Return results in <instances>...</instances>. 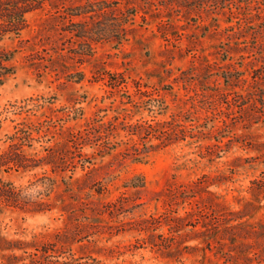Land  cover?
<instances>
[{"label":"rangeland","instance_id":"obj_1","mask_svg":"<svg viewBox=\"0 0 264 264\" xmlns=\"http://www.w3.org/2000/svg\"><path fill=\"white\" fill-rule=\"evenodd\" d=\"M50 2L4 42L0 157L25 128L50 165L0 166V189L44 198L0 206V264H264V0Z\"/></svg>","mask_w":264,"mask_h":264},{"label":"trees","instance_id":"obj_2","mask_svg":"<svg viewBox=\"0 0 264 264\" xmlns=\"http://www.w3.org/2000/svg\"><path fill=\"white\" fill-rule=\"evenodd\" d=\"M47 1H51L50 3H53L52 5H55V3L57 2H64L66 0H0V87H2L16 73V66L14 61L17 50L6 47L4 45V42L6 40H20L22 34L28 28V14L44 7ZM87 13L89 12H81L80 14L76 15L69 14V16L81 17L86 15ZM85 24L86 23L82 24L83 28L81 31L76 32L73 30L70 32L75 33L76 37L86 41L89 39V36L87 35L89 32L88 26ZM84 45L88 47L86 48L87 50H83L82 52H79V54L83 56H90L92 53L91 47L88 44ZM72 78H76L78 82H81L84 79V74L80 72L75 74V76ZM101 127L104 128V125L98 126V128ZM164 133L165 132L162 130H154L151 125H148V127H144L143 125H136L133 127L132 135H137L142 140H147L149 139V136L152 135L154 138L158 137L157 139L164 141ZM96 137L99 139L98 141H100V144H97L99 145V148H102L104 150L115 149V147L112 146L111 142H109L108 139H106L105 141V138H103L102 136V132ZM9 139L11 141L9 149L0 157L1 167L13 165L23 170H34L43 165H50V163L43 164L45 159H37L35 157L27 155L24 152L25 147L32 148L33 142L38 141L32 136V132L30 130L19 128L13 136L9 137ZM88 139L89 136H84V134L79 133L77 135H73V140L70 141L73 144V147L77 149L76 153L71 152L72 155H77V157L81 158L82 161L85 159V155L79 149H82L85 145H88L86 142ZM134 148L136 156L140 157L144 154H147V150L151 149L152 147H148L147 144H145L144 149H141L139 147H136L135 144ZM45 150L48 151L50 157L54 153L53 148H48ZM74 158L75 157H71V159L69 160L70 162L64 161L63 165L65 166L69 163L74 164ZM56 159H59V161L64 160V158L58 157H56ZM31 186L35 188L34 190H32L33 192L29 193V198H23L21 195L22 193H20V191H17V189L13 186H11V188L2 187L0 189V191L3 192V194L0 195V206H5L11 203L19 206L33 207H39L40 205H43L42 201H44V198L39 199V183L35 185L33 184ZM44 187L45 190H47V188L49 189L51 186L50 184H44ZM31 189L32 188L29 187L26 190ZM45 190H41L40 193L45 192ZM35 211L39 212V208Z\"/></svg>","mask_w":264,"mask_h":264}]
</instances>
